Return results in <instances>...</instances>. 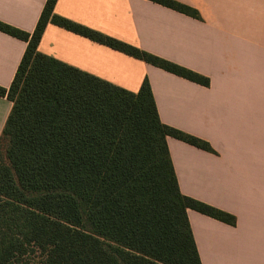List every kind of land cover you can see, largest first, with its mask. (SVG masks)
Segmentation results:
<instances>
[{
  "label": "trees",
  "instance_id": "1",
  "mask_svg": "<svg viewBox=\"0 0 264 264\" xmlns=\"http://www.w3.org/2000/svg\"><path fill=\"white\" fill-rule=\"evenodd\" d=\"M201 18L178 0H152ZM47 0L10 87L0 135V264H203L188 216H236L181 191L169 136L211 143L162 121L146 77L137 92L42 53L51 21L192 81L209 77L55 12Z\"/></svg>",
  "mask_w": 264,
  "mask_h": 264
},
{
  "label": "crops",
  "instance_id": "2",
  "mask_svg": "<svg viewBox=\"0 0 264 264\" xmlns=\"http://www.w3.org/2000/svg\"><path fill=\"white\" fill-rule=\"evenodd\" d=\"M47 0H0V20L32 32ZM57 0L55 12L193 69L204 85L49 22L39 51L137 92L147 77L163 122L215 152L167 138L181 191L236 216L188 209L203 264H264V0ZM27 42L0 30V85L10 87ZM13 102L0 95V135Z\"/></svg>",
  "mask_w": 264,
  "mask_h": 264
}]
</instances>
